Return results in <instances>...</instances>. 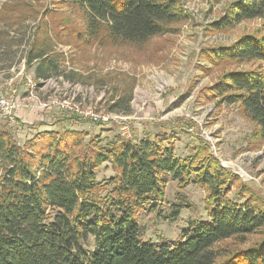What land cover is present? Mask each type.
<instances>
[{"label": "trees", "instance_id": "16d2710c", "mask_svg": "<svg viewBox=\"0 0 264 264\" xmlns=\"http://www.w3.org/2000/svg\"><path fill=\"white\" fill-rule=\"evenodd\" d=\"M62 2L81 12L85 34L74 39H86L77 44L59 32L55 36L80 48L97 42L141 50L153 37L177 32L189 18L181 0ZM256 17L264 19V0H231L210 29L227 30ZM46 47L43 37L25 57L27 65L38 61L35 74L44 78L51 70L60 72L64 62L62 52L49 56ZM208 55L254 62L224 71L209 92L219 102L238 103L264 141V33H242L210 47ZM126 91L107 108L128 112ZM88 140L79 129L51 127L18 142L0 125V264H264V202L208 154L196 150L180 157L156 134L135 141L119 135L107 142ZM104 162L113 175L99 181L97 169ZM169 178L207 188V219L191 220L176 241L146 240L137 214L163 199ZM234 183L239 186L231 192ZM182 206L174 205L173 218Z\"/></svg>", "mask_w": 264, "mask_h": 264}, {"label": "rangeland", "instance_id": "374dc122", "mask_svg": "<svg viewBox=\"0 0 264 264\" xmlns=\"http://www.w3.org/2000/svg\"><path fill=\"white\" fill-rule=\"evenodd\" d=\"M230 1L181 0L189 18L178 24L177 32L155 36L140 50L97 42L78 47L74 42L85 43L86 37L77 41L74 35L80 32L84 36L85 21L80 11L62 0H0V97H16L12 108L15 119L0 112V125L18 142L45 126L79 129L87 144L89 138L107 142L119 135L135 141L156 134L173 144L180 157L196 150H200L199 155L208 154L264 202V141L238 103L219 102L209 92L224 71L254 63L214 60L208 55L210 47L230 43L242 33H264L260 17L242 20L227 30L210 29L211 21ZM55 32L74 42L60 43ZM43 37L49 56L64 55L61 71L51 70L47 78L35 74L38 61L27 65L25 58ZM66 71H70L68 77ZM115 72L126 74L128 79H116ZM29 79L36 82L34 87ZM124 87L128 112L109 110L107 103L119 98ZM64 99L92 110L101 119L84 118L64 109ZM112 175L109 162L97 169L99 181ZM236 186L239 184L234 183L231 192ZM207 192L204 186L181 185L169 178L163 199L137 214L144 239L182 238L191 220L207 219ZM178 203L183 206L173 218L172 209Z\"/></svg>", "mask_w": 264, "mask_h": 264}, {"label": "built area", "instance_id": "2783aa9c", "mask_svg": "<svg viewBox=\"0 0 264 264\" xmlns=\"http://www.w3.org/2000/svg\"><path fill=\"white\" fill-rule=\"evenodd\" d=\"M28 82L32 87H34L36 83L32 79H29ZM15 102H16V97L14 96V94L0 97V112L2 113L3 117L10 120L15 119L14 118L15 116L12 113V108H14ZM61 106L64 107V109H67L70 112L78 114L79 116L84 118L88 117L92 120L101 119L100 117H97L92 110L81 108L80 105L76 104L75 102L73 104H70L64 99ZM102 118L107 119L108 116H102Z\"/></svg>", "mask_w": 264, "mask_h": 264}, {"label": "crops", "instance_id": "0c3cea01", "mask_svg": "<svg viewBox=\"0 0 264 264\" xmlns=\"http://www.w3.org/2000/svg\"><path fill=\"white\" fill-rule=\"evenodd\" d=\"M48 128H51V127H46V126H45V127H43L42 129H48Z\"/></svg>", "mask_w": 264, "mask_h": 264}]
</instances>
